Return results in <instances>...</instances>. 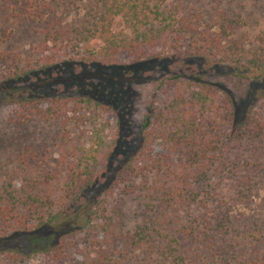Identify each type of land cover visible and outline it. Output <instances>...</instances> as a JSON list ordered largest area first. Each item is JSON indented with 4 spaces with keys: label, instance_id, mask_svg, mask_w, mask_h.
Wrapping results in <instances>:
<instances>
[{
    "label": "trees",
    "instance_id": "1",
    "mask_svg": "<svg viewBox=\"0 0 264 264\" xmlns=\"http://www.w3.org/2000/svg\"><path fill=\"white\" fill-rule=\"evenodd\" d=\"M150 1L154 2L153 7L149 1L119 0L116 9L123 12V19L126 17V24L132 27L128 33L114 31L111 21L104 25L108 1L94 2L92 27L90 22L82 25L74 33L75 41L77 46H92L98 38L102 45L92 47L88 57L79 62L65 60L67 54L55 50L65 34L61 30L54 36L51 32L55 27L48 31L40 57H5L3 60L14 62L15 69L0 75V87H4L0 102L14 106L22 124L65 118L69 112L72 120L93 112L115 115L120 131L111 142L113 145L103 141L94 151L97 155L104 153L101 158L105 165L119 146L123 125L120 113L124 90L118 86L123 81L143 83L136 72L123 76L122 66L106 65L117 58L129 56L140 67L153 64L156 59L167 60L161 53L175 56L183 50L191 53L189 59L211 73L264 79L263 50L235 44L225 48L218 40L209 47V37L199 33L197 22L187 13L181 14V8H173V0ZM68 42L72 44L71 39ZM184 73L158 81L161 88L168 89L169 105H151L137 144L118 163L121 167L114 182L121 178L126 181V191L140 193L147 201L151 219L128 228L124 212L109 207L112 193L101 200L98 193L83 204L85 191L94 187L98 178L86 168L84 174L73 172L63 177L34 175L29 160H24L23 171L28 170V176L20 175L19 187L10 182L0 192V264H26L35 258H40L41 264H204L209 259L204 255L218 252L219 247L212 240L222 235L224 223L215 214V206L224 198L217 187H223L233 176L230 171L236 168V163L232 169L227 167L232 163L227 160L226 145L218 140L219 132L227 126L237 132L247 123L236 122L234 102L227 91L197 73L186 77ZM91 79L117 88L119 93L115 96L101 86L84 90V82ZM71 85L75 93L68 94L65 89ZM235 142L242 143L243 138L235 135L230 143ZM224 158L226 161L220 162ZM173 161L174 168L170 164L165 168L166 162ZM182 161L188 163L181 167L186 172L178 173L177 163ZM195 169L201 170V175L192 186ZM104 170H110L108 161ZM205 170L213 173L209 175ZM55 179L62 182L61 195L53 186ZM172 184L173 189L168 187ZM227 228L223 235L231 236V227ZM29 235L36 240L49 237L53 242L50 250L24 248L21 242H26ZM81 246L92 252L86 253L82 263L71 260L72 253ZM136 255L139 257L134 262L132 257Z\"/></svg>",
    "mask_w": 264,
    "mask_h": 264
},
{
    "label": "rangeland",
    "instance_id": "2",
    "mask_svg": "<svg viewBox=\"0 0 264 264\" xmlns=\"http://www.w3.org/2000/svg\"><path fill=\"white\" fill-rule=\"evenodd\" d=\"M107 1L108 14L104 17V25L107 26L111 21L114 31L128 33L132 27L126 24L127 18L123 19V12L119 8L116 9L119 0ZM144 1H149V5L153 7L154 2ZM94 2L102 3L103 0H0V75L2 72L15 69L14 62L3 60L7 56L40 57V49L47 33L54 27L55 30L51 32L54 36L57 37L61 30L65 33L64 38H61L55 47V50H61L63 55L67 54L65 60L77 59L79 62L82 57L87 58L89 51H93L92 47L101 44L100 39L96 38L92 46L81 44L77 46L74 33L80 31L82 25L88 22L92 27ZM172 5L173 8H181V14L185 12L197 22L199 33L210 39L209 47L218 40L225 48L235 44L242 48L264 51V0H173ZM70 39L72 44L68 42ZM49 46L52 47L51 44ZM80 49L82 53L78 54L77 51ZM181 51L175 56L161 53L168 59L162 62L156 59L153 64H144L140 67L135 66L129 56H121L106 64H118L125 70L123 76L136 72L143 80L141 84L123 81L118 86L124 90L121 93L120 113L123 125L119 146L109 155L110 161L107 160L109 172L104 170L107 164L106 161L104 165L105 160L101 158L104 153L97 155L94 151L103 141L113 145L111 142L120 131L115 115L93 112L72 120L70 118L73 115L69 112L65 118L22 124L18 122L17 109L0 102V192L10 182L17 187L20 175L27 173L28 176L29 171H23L26 167L22 164L24 160H29L34 175L63 177L73 172L84 174L87 169L98 178L94 187L85 191L83 204L98 193L100 200L112 193L109 207L124 212L128 228L150 220L147 201L142 199L140 193L130 189L126 191L124 186L126 181L119 177L114 182L121 167L118 163L137 144L145 116L151 112V105L157 108L169 105L171 96L168 89L161 88L158 81L165 78L173 79L183 71L185 77L190 73H197L204 76L205 81L227 91L234 102L236 122L239 124L245 120L247 123L237 132L228 126L219 132L218 140L226 145L229 151L227 160L232 163L227 167L232 169V165L236 163V168L230 171L232 178L223 187L222 185L217 187L224 199L215 206V214L222 219L220 222L224 223V228L221 230L222 235L212 240L213 244L219 247L218 252L204 255L209 258L208 260L205 258L204 264H264V79L248 80L230 76L225 72L211 73L195 60L189 59L191 55L189 51ZM97 86L104 87V90L115 96L119 93L117 88L105 87L101 81L95 79L83 84L86 91ZM3 89L4 87H0V92ZM65 91L73 94L75 87L71 85ZM235 135L242 137L243 142L231 144L230 139H234ZM215 157H218L217 154ZM174 161L173 164L166 162L165 168L168 164L174 168ZM222 161H226V158L220 160ZM177 165L179 169L176 172L181 170L186 172L181 168L187 167L186 161L178 162ZM205 171L209 175L213 173ZM200 173L201 170H194L191 175L192 186L195 179H199ZM111 174L113 180L109 179ZM85 177L84 175L83 179ZM161 182L166 184L165 180ZM61 183L55 179L53 184L58 195L63 193ZM137 185L141 184L137 182ZM168 187L173 189L175 186L172 184ZM199 189L195 187V190ZM227 227H231V236L223 235L227 233ZM43 238L36 240L29 235L26 242L22 241L21 244L30 250L49 251L53 242L47 236ZM223 248L227 252H224ZM89 252H92V249L86 250V246H81L72 253L71 260L82 263ZM138 257L133 256V261L135 262ZM26 264H41V259L35 258Z\"/></svg>",
    "mask_w": 264,
    "mask_h": 264
}]
</instances>
